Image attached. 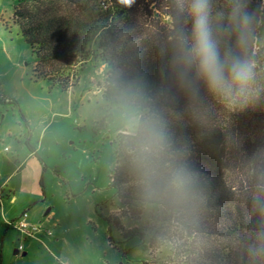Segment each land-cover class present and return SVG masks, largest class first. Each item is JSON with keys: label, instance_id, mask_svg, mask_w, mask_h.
<instances>
[{"label": "trees", "instance_id": "1", "mask_svg": "<svg viewBox=\"0 0 264 264\" xmlns=\"http://www.w3.org/2000/svg\"><path fill=\"white\" fill-rule=\"evenodd\" d=\"M14 1V21L36 57V75L68 89L98 59L107 67L104 97L109 103L119 80H142L147 95L157 94V53L175 26L173 0ZM212 2L214 13L226 16L228 0ZM249 6L257 21L247 49L256 63L250 93L221 101L201 86L198 103L189 105L181 96L176 104L164 106L174 144L187 149L189 163L201 178L194 207L176 217L183 227L179 240H185L174 254L183 264H264V254L254 258L250 251L264 229V215L253 203L256 195L264 198V47L254 50L264 0H249ZM55 63L59 69L39 70ZM115 143L112 186L120 209L134 218L149 203L118 135ZM103 217L109 230L115 227L124 239L139 236L148 248L161 246L156 238L165 220L160 217L154 219L159 226L148 241L139 229L125 231L118 217Z\"/></svg>", "mask_w": 264, "mask_h": 264}, {"label": "rangeland", "instance_id": "2", "mask_svg": "<svg viewBox=\"0 0 264 264\" xmlns=\"http://www.w3.org/2000/svg\"><path fill=\"white\" fill-rule=\"evenodd\" d=\"M15 6L0 0V185L22 165L0 199V264H183L174 254L185 240H179L183 227L175 216L151 204L134 218L120 209L111 179L118 128L104 97L106 65L90 61L68 89L36 75V57L14 21ZM259 47L264 14L254 50ZM25 211L28 222L42 226L36 239L16 226ZM103 216L118 217L125 231H143L147 241L160 217L161 246L148 248L139 236L124 239ZM19 244L25 256L14 254Z\"/></svg>", "mask_w": 264, "mask_h": 264}, {"label": "clouds", "instance_id": "3", "mask_svg": "<svg viewBox=\"0 0 264 264\" xmlns=\"http://www.w3.org/2000/svg\"><path fill=\"white\" fill-rule=\"evenodd\" d=\"M173 5L175 26L157 53V94L147 95L142 80H119L111 116L143 199L180 217L194 207L201 178L187 149L174 144L164 106L181 96L189 105L198 103L201 86L221 101L247 96L256 75L247 49L257 21L249 0H228L226 16L214 13L212 0H173ZM253 203L264 215V198L256 195ZM257 239L250 250L254 258L264 254V229Z\"/></svg>", "mask_w": 264, "mask_h": 264}, {"label": "built area", "instance_id": "4", "mask_svg": "<svg viewBox=\"0 0 264 264\" xmlns=\"http://www.w3.org/2000/svg\"><path fill=\"white\" fill-rule=\"evenodd\" d=\"M27 216L26 213H23L22 216L19 218V220L17 221V228L18 231L22 234L27 235L28 237H32L34 236V233L39 231L41 229V226L37 225V224H30L28 223V221L25 219ZM48 234H51V232L49 231ZM19 252H23L24 251V247L23 245H19L18 249Z\"/></svg>", "mask_w": 264, "mask_h": 264}, {"label": "crops", "instance_id": "5", "mask_svg": "<svg viewBox=\"0 0 264 264\" xmlns=\"http://www.w3.org/2000/svg\"><path fill=\"white\" fill-rule=\"evenodd\" d=\"M31 154H32V153H31ZM31 154H30V156H31ZM21 165H22V164H20V166H21ZM20 166H18L16 169H19ZM16 169H15V171H16ZM15 171H14V172H15ZM14 172H13V173H14ZM13 173H12L9 177L6 178V180L3 182V184L0 185V199H1V200H2V198H3V190H4L3 187H5V186H7V185L9 184L10 179H11ZM17 175H18V171L15 173V176H17ZM9 192H10V193H14L13 189H12V190H9ZM7 196L10 197L11 195L8 194ZM16 198H17L16 196H13V198H11V200L17 201ZM3 202H4V201H3ZM24 213L27 214V216H26V218H25V219L27 220V218H28V213H27L26 211H25ZM28 223H30V222H28ZM30 224H34V223H30ZM40 226H41V225H40ZM42 231H43V230H42V226H41V229H40L39 231L35 232V233H34V236H32L31 238L36 239V237H38L37 234H38V233L40 234ZM48 232H49V230H47L46 234H47L48 236H51V234H48ZM50 232H51V231H50ZM42 233H43V232H42ZM23 235H24V234H23ZM40 237H42V235H40ZM51 243H52V242H51ZM19 245H22V244H19ZM19 245H18V246H19ZM18 246H17V247H18ZM23 247H24V246H23ZM24 249H25V247H24ZM19 253H20V252H19ZM23 253H26V252L23 251ZM26 254H27V253H26ZM26 254H25V255H26ZM25 255H22V256H25Z\"/></svg>", "mask_w": 264, "mask_h": 264}, {"label": "water", "instance_id": "6", "mask_svg": "<svg viewBox=\"0 0 264 264\" xmlns=\"http://www.w3.org/2000/svg\"><path fill=\"white\" fill-rule=\"evenodd\" d=\"M14 254L17 255L19 254V251L17 249L14 250ZM26 253H22V255H25Z\"/></svg>", "mask_w": 264, "mask_h": 264}]
</instances>
